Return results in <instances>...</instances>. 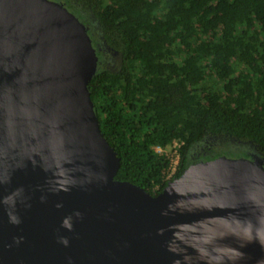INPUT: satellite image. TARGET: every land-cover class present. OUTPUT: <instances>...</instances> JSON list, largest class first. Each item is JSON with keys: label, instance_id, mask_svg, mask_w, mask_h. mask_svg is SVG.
<instances>
[{"label": "water", "instance_id": "obj_1", "mask_svg": "<svg viewBox=\"0 0 264 264\" xmlns=\"http://www.w3.org/2000/svg\"><path fill=\"white\" fill-rule=\"evenodd\" d=\"M88 30L63 2L0 0V200L18 192L20 219L0 204V264H264L263 157L199 161L157 195L116 179Z\"/></svg>", "mask_w": 264, "mask_h": 264}, {"label": "trees", "instance_id": "obj_2", "mask_svg": "<svg viewBox=\"0 0 264 264\" xmlns=\"http://www.w3.org/2000/svg\"><path fill=\"white\" fill-rule=\"evenodd\" d=\"M57 1L94 36L89 91L121 160L116 179L159 194L169 160L157 148L175 141V179L218 145L264 158V0Z\"/></svg>", "mask_w": 264, "mask_h": 264}, {"label": "rangeland", "instance_id": "obj_3", "mask_svg": "<svg viewBox=\"0 0 264 264\" xmlns=\"http://www.w3.org/2000/svg\"><path fill=\"white\" fill-rule=\"evenodd\" d=\"M57 1V0H56ZM69 9V8H68ZM70 10V9H69ZM72 13H74L76 16H77V14L75 13V12H73L72 10H70ZM86 16V15H85ZM78 17V16H77ZM81 20V19H80ZM91 20V19H90ZM82 21V20H81ZM83 22V21H82ZM87 27H88V25L85 23V22H83ZM88 29H89V27H88ZM88 32H89V36H90V38L92 39V42H93V38H94V36H93V34H92V31L91 30H88ZM95 35H96V31H95ZM94 44H93V46H94V48L96 49V51H97V47H95V45H96V43L95 42H93ZM101 50V52H103V50H102V48L100 49ZM98 56V55H97ZM110 59H112V62L114 63L113 65H117L118 63H119V57L118 56H116V54H111V56H110ZM98 61H99V57H98ZM171 148H172V146H170L169 148H168V150H171ZM214 149L215 148H217L216 146L215 147H213ZM246 148L247 147H243V146H230V147H227V148H225V147H221V146H219L218 145V148L216 149V151L215 152H219L220 154H219V156H217V157H212V158H210L209 159V157L208 158H205L204 160H199V158H197L198 160L197 161H194L192 164H194V163H197V162H199V161H208V160H212V159H216V158H218V157H221V156H226V157H229V158H249V159H252L253 157H251L252 156V153L251 152H249V149L247 148V150H246ZM224 150H227V151H224ZM228 150H230V151H228ZM198 151H203L202 150V148H198ZM231 151H233V152H231ZM247 153H246V152ZM199 152V153H200ZM198 153V154H199ZM248 153H250V155H248ZM197 154V155H198Z\"/></svg>", "mask_w": 264, "mask_h": 264}, {"label": "built area", "instance_id": "obj_4", "mask_svg": "<svg viewBox=\"0 0 264 264\" xmlns=\"http://www.w3.org/2000/svg\"><path fill=\"white\" fill-rule=\"evenodd\" d=\"M182 145H183L182 143L175 141L171 145L172 146L171 150H168L169 147L167 149H163L161 147L157 148V151L159 153H164L167 159L169 160V169H168L167 178H166L167 182L174 180L180 170V167H181L180 149Z\"/></svg>", "mask_w": 264, "mask_h": 264}, {"label": "clouds", "instance_id": "obj_5", "mask_svg": "<svg viewBox=\"0 0 264 264\" xmlns=\"http://www.w3.org/2000/svg\"><path fill=\"white\" fill-rule=\"evenodd\" d=\"M19 193H13L9 194L7 197L4 199L0 200V204L6 205L7 206V215H8V220L9 223L16 225L20 223V219L18 215L16 214V205H17V197ZM77 216H79V213H76ZM63 226L66 228L70 229L68 219L66 218L65 221L63 222ZM60 243L64 244L65 246L68 245V240L65 237L60 238Z\"/></svg>", "mask_w": 264, "mask_h": 264}, {"label": "flooded vegetation", "instance_id": "obj_6", "mask_svg": "<svg viewBox=\"0 0 264 264\" xmlns=\"http://www.w3.org/2000/svg\"><path fill=\"white\" fill-rule=\"evenodd\" d=\"M255 156H257V155H255V154H252V156H251V157H255Z\"/></svg>", "mask_w": 264, "mask_h": 264}]
</instances>
